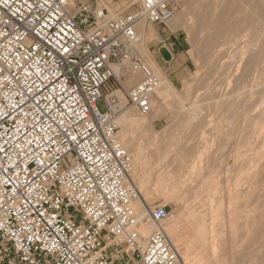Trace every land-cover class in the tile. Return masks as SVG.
I'll return each mask as SVG.
<instances>
[{"label": "built area", "instance_id": "1", "mask_svg": "<svg viewBox=\"0 0 264 264\" xmlns=\"http://www.w3.org/2000/svg\"><path fill=\"white\" fill-rule=\"evenodd\" d=\"M176 1L109 18L70 0H0V264H185L170 208L135 209L117 124L131 106L151 112L161 80L140 65L137 26L167 25ZM113 66L143 79L127 90Z\"/></svg>", "mask_w": 264, "mask_h": 264}, {"label": "rangeland", "instance_id": "2", "mask_svg": "<svg viewBox=\"0 0 264 264\" xmlns=\"http://www.w3.org/2000/svg\"><path fill=\"white\" fill-rule=\"evenodd\" d=\"M216 1L219 2L218 5ZM237 2L238 0H198L194 4L188 19L192 25H195V28L191 30V33L182 29L190 44L192 71L177 93L173 90L171 92L165 90L163 83L165 77L155 64L156 69L150 65L152 62L149 59L148 51L144 50L143 36L142 46L138 47L140 61L142 60L140 64L148 66L151 72L160 78L161 85L152 98L153 107L150 114L145 116L155 117L152 127L142 129L140 132L143 134L142 138L137 135L132 136V143L139 139L137 149L140 148L148 152L147 161H153L155 157L149 156L164 150L168 145L181 143L187 149L189 148L191 163L195 167L207 168V174L216 177L218 184L215 194L208 195L212 196L211 198L206 196L207 190L205 189L200 191L201 195L197 199L192 195L194 191L190 189L179 191L176 188H171L168 190V195L165 196L161 194L159 188L163 178L162 172L153 170L148 176V188L151 196L147 201L144 200V203L146 206L161 205L170 208L171 218L175 219L177 227L174 234L169 233V235L178 246L185 264H264V171H262L264 168V113L261 106H259L261 108L250 106L252 103L249 101V92H245L244 89L256 86L257 84H251L256 79L258 82L264 81V61H261V56L264 54V5L258 4L257 0L252 5L243 6L238 5ZM236 3L237 6H235ZM140 4L141 0H75V5L70 3V6L74 12H78L82 5H88L94 10L104 8L110 16H115L135 12L139 9ZM177 7L179 11L181 6L177 4ZM143 23L148 30H152L154 27L149 22L144 21ZM168 25H171L170 22ZM200 25L203 28H200ZM150 40L149 37L146 42L148 43ZM216 49L224 50V55L221 56L219 62L210 61V56ZM246 49L250 51H248V56L240 66L238 73L229 74L227 72L224 75L217 73L227 69L228 64H231L237 55L247 51ZM248 64L250 67L247 71ZM114 67L118 78L124 77L125 80L122 81V84L127 90L133 89L143 79V75L137 74L139 79L128 83L129 76L135 73L129 67ZM215 72L217 76H213ZM255 73L257 75L254 76ZM237 76L242 77L238 83H236ZM244 76L247 77L246 80ZM213 77L219 78L217 81L220 86L218 93L213 90L209 95L216 93L219 96L223 95V99H226L236 93L238 89L240 106H232L223 113L212 106L215 100H209L206 95H208V85L212 83ZM162 90L163 94L160 99L158 93ZM225 93L229 94L226 96ZM244 95L245 99H243ZM263 95L264 93L259 92L258 97H263ZM196 100L202 101L203 105H207L209 102L211 105H208L209 108L207 106L208 109L204 111L202 119L197 124L186 128L182 124V118H177L178 107L182 101V105L189 109ZM98 108L102 112H106L103 102L98 103ZM128 110L136 111L138 116H142L134 106L129 107L126 111ZM255 121L259 122H257L259 128L255 126L257 125ZM168 129L170 132L166 134ZM119 132L120 139L129 154L131 156L133 153H135L134 155L138 154L137 149L135 151L131 149V143L122 140L121 129ZM157 133L163 135L152 142V137ZM184 138L186 139L184 140ZM175 159L176 156L171 158L172 161ZM179 164L178 161L172 166L175 168ZM134 181L140 189L141 185L138 180ZM162 187L166 188L167 186L163 185ZM197 201H202V204L207 203L209 206L202 208ZM208 202L213 203V206H210ZM200 208L202 210L209 208H224L226 210L224 212L227 214L225 229L228 234L222 239L226 244L221 245L222 250L218 252L219 254L210 251L211 236L196 233L190 223V214L202 213ZM228 210L235 211L236 221L234 223L229 221ZM207 226L211 228L210 223H207Z\"/></svg>", "mask_w": 264, "mask_h": 264}, {"label": "bare ground", "instance_id": "3", "mask_svg": "<svg viewBox=\"0 0 264 264\" xmlns=\"http://www.w3.org/2000/svg\"><path fill=\"white\" fill-rule=\"evenodd\" d=\"M197 1L198 0H177L176 1V3L181 6V8L179 9V11L177 10L178 12L176 13L175 17L170 21V24H174L175 25V26L173 25L174 29H184L188 33H191V30L193 28H195V25L191 24V22L189 21L190 19H188V16L190 15L191 9L193 8L194 4ZM243 1H244V4H245V0H243ZM216 2H218V1H216ZM258 2H260V1H258ZM70 3L72 5H75V0H70ZM223 3H224V1H223ZM237 3L235 4V6H237ZM216 4L218 5L219 2L216 3ZM99 9L101 10L103 8H99ZM232 10H235V9H232ZM237 10H238V8H237ZM223 11H225V10L223 9ZM229 11H227V12H229ZM115 17H116V15L115 16H110V14H109V18H115ZM143 22L144 21H142V22H140L138 24L137 30L140 33L141 37L142 36L144 37V45H145V31H144L145 24ZM199 27L203 28V26H201V25ZM142 43H143V38H142ZM246 50L247 51H243L242 53L239 52L240 54L237 53L239 55H237V58L235 57L236 59H234L231 62V64H228V68L223 70L221 73L220 72H217V73H219L220 75H224L227 72L229 74L238 73L239 70H240V66L245 62V59L248 56V51H250L248 49H246ZM223 55H224V50L216 49L211 54L210 61H218L219 62L221 60V56H223ZM262 55L263 56H261V58H262L261 61L263 62L264 61V54H262ZM213 64H214V62H213ZM140 65H142V64H140ZM146 67H148V66H146ZM249 67H250V64H248L246 66L247 71L249 70ZM246 68H245V71H246ZM113 70L116 73V70H115L114 66H113ZM134 73L135 74H142L140 72H134ZM217 73L216 72L213 73V76L216 75ZM257 73H255L254 76L257 75ZM116 75H117V73H116ZM246 76H248V75H246ZM215 77L212 78V80H213L212 83L208 85V89L207 90L209 92L207 93L208 95H206L209 100H215L212 103V106H215V108L217 110L221 111L222 113L225 112V110H228L232 106H237V107L240 106V103H238V89L236 88V86H235V88L237 89V92L234 93V94H231L232 97H231V95H230V97L228 96L227 98H229V99H227V98L223 99V97H222L223 95L219 96L216 93L212 94V95H209V93H212L213 90H216L215 92L218 93V89H219V86H220V84L218 82L219 78L217 79ZM241 78H242L241 76L240 77L237 76V80L235 79L237 81L236 83H238ZM246 79H247V77H245V80ZM229 80H230V78H229ZM257 80L258 79H256L255 82L251 83V84H254V85L257 84L256 86H251V87L247 86L248 88L246 89V88H244L245 87L244 86L245 84H244L243 85L244 87H242V88H244L246 90L245 92H249L248 93L249 94V101L252 103V105H250V106H253V105H254V107L255 106L256 107L261 106L262 109H263V113H264V95H263V97H261V96L258 97L259 96V92L260 93H264V81L258 82ZM220 81H222V80H220ZM231 81H232V79H231ZM163 83L165 85V90L167 92H171L173 90L171 85L165 79H163ZM238 87H239V85H238ZM158 94H159L158 97L161 99L162 94H163V90L160 91ZM228 94H226V96ZM254 98H256V99H254ZM243 99H245V95H244ZM208 105H211V103L209 102V103H207V105H203L202 101L196 100L195 102H193L192 106L189 109H187L186 107H184L182 105V101H181V103H180V105L178 107L177 118L178 117L182 118V124H184V127L190 128L192 125L197 124L202 119L204 111L209 108ZM151 106L153 107L152 102H151ZM207 106H208V108H207ZM250 106L248 105V107H250ZM245 107H246V104H245ZM261 107H259V108H261ZM154 118L155 117L149 118V117H145L143 115L142 116H138L136 114V111H133V110H128L126 112H123L117 118V124L120 127V129H121V138H122V140L126 141L127 143H131L130 147H131L132 150L135 151L138 148L139 139L135 140L132 143L131 137L134 136V135H137L138 137L142 138L143 134H141L140 132L142 131V129H150L152 127V123H153ZM258 123H257V125H255V124L254 125L258 126ZM258 128H259V126H258ZM259 131H261V130L259 129ZM169 132H170V129L166 130V134L169 133ZM163 134H164V132H163ZM163 134H160V133L154 134V136L151 139L152 142H155L156 138L159 137V136H162ZM254 137H256V136H254ZM119 139H120V132H119ZM185 139L186 138H184V140ZM240 139H243V138H240ZM255 139L257 140V138H255ZM120 142L123 145V142L121 141V139H120ZM184 146L185 145H183L181 143H178V142L174 143V144H170L164 150L158 151V153L156 152L155 154L150 155L149 157H155V159L153 161L152 160L147 161L146 157H147L148 152H146L145 150L140 149V148L137 149L138 150V154L134 155L135 153H133V156H131L132 159H133V167H132V171H131V176H132V178L134 180H138L139 184L141 185L140 189L138 188L140 193H141V198L135 204V209L138 212L140 219H143L147 215V212H148V205L146 206V204L144 203V200L147 201L149 199V197L151 196L150 191H149L150 189L148 188V185H149L148 176H149L150 172H152L153 170H159V171L162 172L163 178H162V181H160L161 184L159 185V188L161 190V194L162 195H165V196L168 195V193H169L168 190H170L171 188H176L179 191L183 190V189H188V190L190 189V190L194 191L192 193V195L194 196L195 199H197L198 196L201 195L200 193L203 191V189L207 190V195L206 196L211 195L212 193H214L216 191V189L218 187V184L216 182V177H214L212 174H209V173L207 174V172H206V171H208L207 168L195 167L193 165V163H191V161L189 159V153H188L189 152V148L187 149ZM123 147H124V145H123ZM159 152H160V154H159ZM173 156H176V159L172 161L171 158ZM257 157H258V155H257ZM263 160H262V162H263ZM178 161H179L180 164L178 165V167L174 168V166H172V165H174V163L178 162ZM202 162L203 161L201 160V163ZM248 163H249V161H248ZM246 166H248V165H246ZM262 171H264V168L262 169ZM193 183H194V185H193ZM163 185H165L167 187L166 188L162 187ZM252 187H253V185H252ZM171 192H173V191H171ZM203 193H206V192H203ZM211 197L212 196H210L209 198H211ZM195 202H196V200H195ZM197 203L199 205H201L202 208L205 207V206H209V204H207V203L202 204V201H197ZM208 203H210V202H208ZM212 204L210 203V206H213ZM219 204L223 205L221 202H219ZM202 208H200L201 209L200 212H202V213L190 214V219H189L190 223L193 226V228L195 229L196 233H198L200 235H210L211 236L210 238H211L212 242H211V246H210V251L213 252V253L219 254L218 252L222 250V246L221 245L226 244L225 240L222 241V239H224L227 236V234H228V231L225 229L226 221H227V214H225L224 212L226 210H224V208H216V209L209 208V209L202 210ZM198 211H196V212H198ZM228 211H229V213H228L229 214V221L231 223H234L236 221L235 211L234 210H228ZM207 223H210L211 228H209V226H207ZM176 227H177V225H176L175 219L172 220V218L170 217V219L168 220V222L166 224L167 232L169 230L168 234L169 233L170 234H174V232L176 230ZM194 229H193V231H194ZM141 232L144 235H147V236H149L151 234L150 230H148L147 228H142ZM191 235H192V233H191ZM192 236H194V235H192ZM232 237H234V236H232ZM231 239H230V241H231Z\"/></svg>", "mask_w": 264, "mask_h": 264}, {"label": "crops", "instance_id": "4", "mask_svg": "<svg viewBox=\"0 0 264 264\" xmlns=\"http://www.w3.org/2000/svg\"><path fill=\"white\" fill-rule=\"evenodd\" d=\"M238 1V5L241 6L255 3V0H245V4L243 0ZM258 1V4L264 5V0ZM173 25L174 24H167L163 26L154 24L152 30H148L146 26H144V49L148 51L149 59L152 62L150 65L155 69L156 66L160 69L166 81L177 93V90L183 87L184 83L187 81L192 71L191 67L193 62L189 54L190 44L188 39L185 37L182 29H174L175 25ZM149 37L151 40L147 43L146 40ZM138 79L139 77L137 74H132L129 76L128 83H133ZM123 80H125L124 77H121L120 81L122 82Z\"/></svg>", "mask_w": 264, "mask_h": 264}]
</instances>
